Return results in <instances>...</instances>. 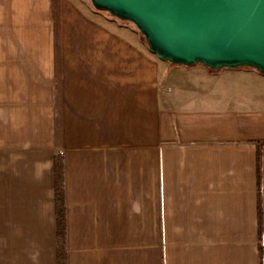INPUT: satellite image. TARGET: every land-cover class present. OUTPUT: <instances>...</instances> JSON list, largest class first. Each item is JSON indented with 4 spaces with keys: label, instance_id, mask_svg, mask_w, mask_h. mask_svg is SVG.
Here are the masks:
<instances>
[{
    "label": "crops",
    "instance_id": "obj_1",
    "mask_svg": "<svg viewBox=\"0 0 264 264\" xmlns=\"http://www.w3.org/2000/svg\"><path fill=\"white\" fill-rule=\"evenodd\" d=\"M131 25L0 0V264H58L57 154L66 264H264V75L162 62Z\"/></svg>",
    "mask_w": 264,
    "mask_h": 264
},
{
    "label": "water",
    "instance_id": "obj_2",
    "mask_svg": "<svg viewBox=\"0 0 264 264\" xmlns=\"http://www.w3.org/2000/svg\"><path fill=\"white\" fill-rule=\"evenodd\" d=\"M88 1L96 11L132 24L162 62L264 75V0Z\"/></svg>",
    "mask_w": 264,
    "mask_h": 264
},
{
    "label": "trees",
    "instance_id": "obj_3",
    "mask_svg": "<svg viewBox=\"0 0 264 264\" xmlns=\"http://www.w3.org/2000/svg\"><path fill=\"white\" fill-rule=\"evenodd\" d=\"M54 3V0H53ZM53 4V12L55 11ZM55 18V58L57 62V71H56V91L58 94L59 84H60V73L58 68L59 61V45H58V23ZM58 106V99L56 101ZM59 112L57 107L56 115V137L59 139ZM261 145V144H257ZM54 172H55V197H56V218H57V259L58 264H66V252H65V207H64V194H63V162L59 154L55 156L54 159ZM257 174L258 180L260 179V156L257 157Z\"/></svg>",
    "mask_w": 264,
    "mask_h": 264
},
{
    "label": "rangeland",
    "instance_id": "obj_4",
    "mask_svg": "<svg viewBox=\"0 0 264 264\" xmlns=\"http://www.w3.org/2000/svg\"><path fill=\"white\" fill-rule=\"evenodd\" d=\"M88 1V0H87ZM126 24H129V23H126ZM131 25V24H130ZM133 28H135L133 25H131ZM135 30H136V28H135ZM138 32V31H137ZM142 37V36H141ZM143 38V37H142ZM144 39V38H143Z\"/></svg>",
    "mask_w": 264,
    "mask_h": 264
}]
</instances>
